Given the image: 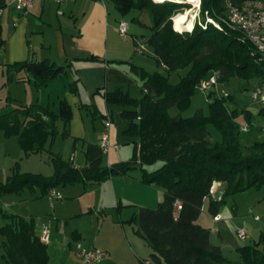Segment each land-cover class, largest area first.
Here are the masks:
<instances>
[{
	"label": "trees",
	"instance_id": "obj_1",
	"mask_svg": "<svg viewBox=\"0 0 264 264\" xmlns=\"http://www.w3.org/2000/svg\"><path fill=\"white\" fill-rule=\"evenodd\" d=\"M112 1L122 14L132 8L148 9L151 33L147 41L153 47L155 62L166 71L186 67V72L177 82H171L159 70L133 65L141 79L139 97L121 89L105 92L106 101L117 105L125 120L121 133L132 142L131 157L110 164L103 163L104 153L96 143H85L82 166H75L47 148L57 133V121L67 123L70 118L66 101L60 102L58 113L38 103L0 106L3 134L15 135L24 155L47 150L53 165L49 175L13 168L0 181V195L25 188L46 194L49 188L61 184H92L138 168L141 181L163 190L155 208L140 206L129 219L151 248L148 264H264V237L240 245L238 258L232 260L211 240V230L197 222L205 199H209V211L215 213L226 196L264 185V139L250 144L240 142L236 121L240 111L229 105L234 101L231 94L212 96L213 91L206 90V111L197 108L191 115L181 114L199 90L201 80L212 73L216 82L237 77L244 81L257 78L258 84L264 83V59L237 28L219 29L212 23L204 27L195 23L191 30L176 31L171 17L180 2ZM228 1L236 5L241 2ZM225 8L221 0H200L202 14L204 10L222 13ZM22 68L33 74L36 85L62 69L47 58L5 64L9 74ZM172 106L178 108L176 114L169 113ZM259 108L264 113V106ZM241 113L250 119L247 109H241ZM209 123L219 132L218 140L211 138ZM214 181L221 183L220 199L209 192ZM3 215L6 220L0 225V235L6 264H50L47 243L35 232L33 218L12 212Z\"/></svg>",
	"mask_w": 264,
	"mask_h": 264
},
{
	"label": "crops",
	"instance_id": "obj_2",
	"mask_svg": "<svg viewBox=\"0 0 264 264\" xmlns=\"http://www.w3.org/2000/svg\"><path fill=\"white\" fill-rule=\"evenodd\" d=\"M227 1L221 0L222 5L224 6ZM0 3L6 5V0H0ZM15 10L13 14L11 12L14 22L11 31L0 39V55L3 65L27 59L47 58L55 65L62 67L59 72L40 85L34 83L33 74L26 69L22 68L14 72L19 73L16 76L17 84H23L24 91L28 93L27 103H38L58 113L60 102L62 100L67 102L70 108V118L67 123L60 119L57 121L59 124L61 122L59 129L57 124V133L59 131L67 138H72L74 147L77 140L81 141L82 156L79 160L82 162L73 164L82 166L84 164L83 148L86 142L100 144L101 137L105 132L112 141L118 142L116 140L118 133L125 124L122 117L115 119L114 110L120 114L119 108L114 109L113 106L117 105L106 101L105 92L121 89L130 95V89L138 87L139 84L142 91L141 79L132 67L135 65L144 68L143 62L135 60V55L138 53L137 40L134 39L132 43L124 39L125 37H122L123 39L118 37V21L124 20V18L118 15L119 11L113 1L111 4L108 0H65L61 3L54 0H33L28 12L23 13ZM2 12L6 18L9 17L10 11L1 10ZM147 26L150 28V24ZM130 28L129 26L128 29ZM145 42L149 44L147 39ZM147 49L153 53V48L148 47ZM140 61L143 60L140 58ZM89 113L94 118L92 121L88 118ZM96 116H100V122L95 118ZM64 130L67 132L65 133ZM52 142L53 138L49 143ZM119 150V147L118 149L111 148L107 152V164L129 159L122 158L125 153L122 154ZM72 157L67 160L72 162L75 160L74 152ZM76 182L82 184L83 192L93 194L99 190L101 195L105 198H112V201H116L117 204L125 197L126 185L136 189L140 196L147 194L139 199L143 201L150 199L149 204L141 202V200L138 202L141 203L140 206L149 207L148 205H153L163 196L162 188L157 189V187H153L156 185L140 180V172L138 174H134L132 171L128 174H115L92 184ZM216 188L221 191V183ZM23 190L1 194L0 198H9V200L4 201L3 199L2 205L4 204V206H1L0 202V212H7L2 207L10 205L12 213H18L34 220V217L37 216L35 209L37 206H31L30 201L34 200L33 202L36 201V204L39 205L46 203L45 200L41 203L40 199H37L46 194L37 193L38 189L35 188L27 189L30 195L28 194L22 199L17 198L18 194H13L22 193ZM125 201L133 203L137 200ZM91 203L84 200L85 205ZM208 203L209 199L207 198L203 202V209L197 222L211 230V240L220 246L222 252L224 248L228 250L230 247L238 253L237 248L240 245L250 242H242V239L237 237L236 229L238 227L245 229L246 237L244 239L250 238L252 235L257 238V235L264 234V193L257 196L251 204L255 208V213L252 212V224H248L246 217L240 224L233 223L236 214H232L231 211L235 210L236 206L229 207L227 203H224L215 213H212L208 209ZM215 215H219V218L215 219ZM34 229L40 235L43 227L41 225V228L38 226ZM71 237L81 238L80 231L73 230ZM251 240L254 241V238ZM69 244L71 245V242ZM83 246L88 247L85 244ZM90 246L97 247L94 242H91ZM150 252L148 254L146 251L142 252L144 255L139 257L141 264H145L143 260H148ZM110 254L104 261H112V254Z\"/></svg>",
	"mask_w": 264,
	"mask_h": 264
},
{
	"label": "rangeland",
	"instance_id": "obj_3",
	"mask_svg": "<svg viewBox=\"0 0 264 264\" xmlns=\"http://www.w3.org/2000/svg\"><path fill=\"white\" fill-rule=\"evenodd\" d=\"M108 1L112 4L111 0ZM180 3L182 4L179 6V9L175 11L173 18L177 27L182 24L186 10H188L190 14L196 11V8L192 7L189 2L182 1ZM1 4L2 3H0V13L1 10H4L10 11V14L8 18H6L3 12L0 15V39L11 31L14 25L11 12L13 14L14 11H16L9 0H6V5ZM117 13L128 23V27H131L128 29L127 36L124 39L132 43L134 39L137 40L138 53L135 55V60L137 62H143L144 64L142 66H144V69L148 71L159 70L167 74L171 82H177L180 76L186 72L187 68L184 67L166 71L163 67L156 64L152 57V51L147 49L148 47L153 48L145 42L151 32V29L147 26L151 24L148 9L132 8L126 14ZM117 35L121 37L118 31ZM140 58L143 61H140ZM17 74L19 73L10 72L9 74L6 72L0 55V106L4 104H8L9 106L31 104L26 101L28 93L24 91L23 84H17ZM256 79L257 78H251L249 81H244L237 77H231L227 81L213 83L207 89H199L191 96L189 106L182 110L181 114L185 116L191 115L197 108H203L206 111L209 100L206 95V90L213 91L212 96L231 94L234 101L229 105L240 111L236 116V121L239 124L238 136L240 142L243 144H250L256 139H264V113L259 112V105L251 97V90L258 84ZM129 93L132 96L139 97L142 94L140 84L138 87L130 89ZM54 108L57 109L56 107ZM113 108L117 109V106H113ZM243 108L247 109L250 116L249 120L241 113V109ZM177 112L178 108L176 106L169 108L170 114H176ZM114 114L115 119L121 117L119 113H116V110H114ZM88 118L91 121L94 119L90 113ZM95 118L100 122V116H96ZM246 123L248 124V129L243 127ZM57 124L59 129L61 122L60 124L57 122ZM207 127L211 138L213 140H218L220 135L217 129L210 123L207 124ZM116 140L119 143L120 153H125L122 158H130L132 154V142L121 133V130ZM80 142V140H77L76 146L74 147L73 139L67 138L58 131L55 137H53V142L51 144L48 142L47 148L51 151L58 152L61 157L66 160L73 158L72 154L74 152L75 160L73 163L76 164L82 162V160H79L82 156ZM103 163L107 164V153L103 155ZM13 168L18 172H37L45 175H49L53 172V165L48 159L47 150L24 155L17 137L15 135L5 136L0 130V181H4L12 172ZM131 171L134 174L139 173L138 168H134ZM153 187L160 189V186L157 185ZM56 189L60 191L62 195L61 199L56 198L50 200L45 195L39 196L37 199H40L41 203L45 200L46 203L39 205L36 204V201L33 202L34 200L30 201L31 206L36 205L38 207L35 208L37 210V216L34 217L33 220L34 227L37 228L40 226L41 228L42 225V227L46 226L48 228L49 236L46 242L50 264H81L74 252V247L78 242L88 247L91 242H94L97 247L104 251L103 258L95 264H141L139 257L144 255L142 252L146 251V254H148L151 251V248L144 238L136 231L134 224L129 221L132 214L136 213L140 207L141 203L138 202L142 199L139 198L147 196V194L140 196L136 189L126 185L125 197L117 204L116 201H112V198H105L101 195L99 190H96L93 194H90V192H83L82 184L79 182L61 184L57 186ZM38 192L37 190V193ZM149 193H151V191H149ZM261 193H264V185L260 187H250L225 197L224 203H227L229 207L236 206V209L231 211L232 214H236L233 218L234 224L235 222L240 224L244 217L247 218L246 221L248 224H252V212L255 213V208H253L251 204ZM13 194H18L19 197L17 198L19 199H22V197L28 194L30 195L27 189H24L22 193ZM3 199L4 201L9 200V198ZM3 199L0 198L1 206H4V204L2 205ZM84 200L92 203L90 205H85ZM125 200L137 201L127 203ZM149 200L150 199H146L141 202H147V204H149ZM157 204L158 201H155L153 205L148 206L155 208ZM2 208L9 213L11 212L10 205L9 207L5 206ZM2 215L3 212H0V225L6 220L5 216ZM73 230L80 231L81 238H72L71 232ZM257 236L256 238V236L252 235L250 238L242 239L241 241L251 242L253 238L254 240H258L260 236L264 237V234H259ZM69 242H71V245ZM223 252L231 259H235L238 256V253L234 252L230 247L228 250L224 248ZM109 254L112 257V261H104ZM0 264H6L1 235Z\"/></svg>",
	"mask_w": 264,
	"mask_h": 264
},
{
	"label": "built area",
	"instance_id": "obj_4",
	"mask_svg": "<svg viewBox=\"0 0 264 264\" xmlns=\"http://www.w3.org/2000/svg\"><path fill=\"white\" fill-rule=\"evenodd\" d=\"M58 3H61L65 0H54ZM161 1V0H154ZM180 2L184 0H179ZM14 8L26 13L29 11L32 6L33 0H10ZM192 7L196 8L194 13L190 14L192 25L195 23L205 26L207 23H212L215 27L222 29L227 26L230 28L240 29L246 39H248L262 59H264V0H241L239 4H232L230 1L225 3V10L220 12L210 13L209 10H204L203 14L200 10V0L194 2H189ZM173 24V16L171 17ZM173 28L174 25H173ZM118 34L121 37H126L128 32L127 22L123 19L118 21L117 25ZM177 31H182L180 29H175ZM216 83L215 73L210 74L208 77L201 80L198 85L199 89H207L211 84ZM252 99L259 105L264 106V83L257 84L251 90ZM245 129H248V124L243 125ZM100 148L103 153H107L111 148L118 149L119 144L116 141H112L108 134L105 132L100 141ZM219 181H214L209 189L210 194L220 199L221 191L217 189ZM49 199L61 198L62 195L58 189L51 187L46 193ZM177 207L180 206L179 203H176ZM215 219L219 218V215L214 216ZM236 235L240 239L246 237V231L243 227H238L236 229ZM40 239L44 242L48 240V228L43 226L41 234L39 235ZM74 252L79 258L81 264H95L99 262L104 255L103 250L96 246L86 247L78 242L74 247ZM145 264H148V261H145Z\"/></svg>",
	"mask_w": 264,
	"mask_h": 264
},
{
	"label": "bare ground",
	"instance_id": "obj_5",
	"mask_svg": "<svg viewBox=\"0 0 264 264\" xmlns=\"http://www.w3.org/2000/svg\"><path fill=\"white\" fill-rule=\"evenodd\" d=\"M176 1H179V0H176ZM186 2H194L196 0H184ZM186 21V22H184ZM193 27L192 25V21H191V18L189 17L188 15V10L185 11V17H184V20L182 21V24L179 26L178 25V29L180 30H191Z\"/></svg>",
	"mask_w": 264,
	"mask_h": 264
}]
</instances>
